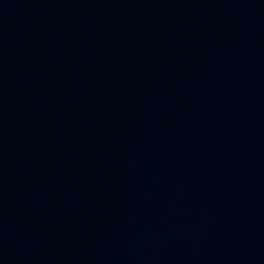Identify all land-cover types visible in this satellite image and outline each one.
Masks as SVG:
<instances>
[{
  "label": "water",
  "instance_id": "water-1",
  "mask_svg": "<svg viewBox=\"0 0 264 264\" xmlns=\"http://www.w3.org/2000/svg\"><path fill=\"white\" fill-rule=\"evenodd\" d=\"M264 113V0H0V264H140Z\"/></svg>",
  "mask_w": 264,
  "mask_h": 264
}]
</instances>
